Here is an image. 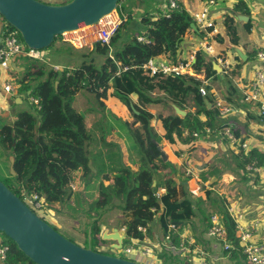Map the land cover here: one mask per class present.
<instances>
[{"label":"trees","instance_id":"trees-1","mask_svg":"<svg viewBox=\"0 0 264 264\" xmlns=\"http://www.w3.org/2000/svg\"><path fill=\"white\" fill-rule=\"evenodd\" d=\"M69 1L71 0L63 3ZM122 2L123 0H120L117 9ZM235 12L251 16L244 3L236 5ZM121 19L122 23L111 43L107 45L96 42L89 53L81 56V63L73 68L60 71L48 63L23 57L25 71L19 81L20 91L30 92V96L38 99L41 110L19 111L11 125L1 127L0 145L14 157L16 173L6 179L14 185L4 183L17 196L22 197L23 189L37 194L45 199L48 208L55 207L58 212H63L64 204L76 193L72 185L77 183L80 187L81 183H84L87 184L88 190H92L90 183L97 184L98 196L90 204L88 214L91 217V213L96 212L98 216L93 220L92 239L85 246L96 252L116 256L112 252L99 251L100 242L96 240L103 229V226H97V222H101L105 213L116 208L124 214V226L128 236L139 240L145 238L139 227L150 226L148 236L152 237V226L158 222L163 235H166L171 224L184 227L193 223L195 218L201 217L203 230L195 236L197 243L203 246L211 215L225 214L227 201L216 200L211 191L207 192L206 200L193 199L185 190L187 181L178 182L174 178L175 166L164 160L158 147L161 146L162 140L171 145L183 141L189 146L185 152L192 153L199 139L193 137V132L206 135V127L215 128V118L220 117L219 111L209 94L206 98L213 107L208 109L205 98L200 93L201 82L192 76H149L143 69L150 59L160 56H166L176 63L184 39L187 36L202 38L203 32L191 28L194 20L183 6L182 9L171 12L170 17L162 13L156 20H153L149 13L144 14L142 25L135 28L133 33H130L134 22L132 12L127 11V15L121 16ZM236 23L234 17L227 16L225 28L228 40L219 35L216 38L218 45L239 44ZM142 27L146 30L145 33H142ZM246 27L248 30L251 28V21ZM140 36H144L147 42H140ZM59 39L62 40V37H57L48 49H52ZM71 49L77 51L73 46ZM75 51L69 54V57H77ZM226 52L227 48L220 53L224 59ZM93 55L103 57V63L98 65ZM206 56L204 51L199 50L193 68L198 73L205 72L206 77L211 78L217 71ZM124 67L128 69L124 71ZM82 91L95 96L100 112L106 109L108 100L113 97L130 107L133 120L126 124V133L131 140V150L140 157L139 165L135 159H132V165L125 164L121 154L106 157L108 164H98L91 151L85 153V144L95 143V136L86 127L84 116L73 107L77 95ZM155 93L161 94L163 98H155ZM191 96L197 111L194 114L188 113L183 118L176 115L159 116L163 135L158 134L151 125L155 116L147 110V106L167 100L184 109ZM133 98H137V103ZM185 131H188V136L183 139ZM235 133L240 139L239 132ZM185 152L182 150L177 154L181 156ZM255 160L264 169V154L257 149L246 155L242 151L234 155L235 168L241 174L242 180L257 181L258 177L253 178L247 171V165ZM91 161L92 167L89 166ZM161 171H165V175L158 177ZM161 187L166 191L158 197L157 192ZM207 203L212 207L217 206L216 211L210 215L205 211ZM42 219L60 232L49 214L42 215ZM192 228L197 231L195 225ZM179 241L180 238L176 235L174 243L178 245ZM125 244L128 242L125 241ZM4 245L10 247L6 264H35L5 236L1 246ZM225 255L231 261H236V264L245 263L244 256L238 252ZM160 259L162 264H189L175 252L170 255L164 252L160 254Z\"/></svg>","mask_w":264,"mask_h":264},{"label":"crops","instance_id":"crops-1","mask_svg":"<svg viewBox=\"0 0 264 264\" xmlns=\"http://www.w3.org/2000/svg\"><path fill=\"white\" fill-rule=\"evenodd\" d=\"M66 1L68 0H58V2L55 3L63 4V2ZM205 1L206 0H180V3L183 8L191 14L192 12L200 10ZM218 2V5L213 9V15L216 18V22L219 26V35L228 40L226 35L225 20L227 19V16L234 17L237 22L235 26L237 27L240 38L239 44L237 46L228 44L220 46L216 42V38L219 35H212L208 37L207 34L203 33L202 38L187 36L182 43L178 61H186L189 59L194 53H197L200 50V45L204 42H207V44L213 46L218 58L224 59L220 53H223V51L227 48L226 59L232 64V71L229 75L220 72L219 66L221 67V65L216 62L213 57L205 53L207 55L206 58L212 61L214 70L217 71L216 75L208 78L207 90L209 92V97L214 99L215 103L218 101H224L225 103H228L234 107V111L229 114L227 118H215V120H217L216 126L220 127L222 125L226 126L227 123H234L237 127L236 132H239L240 135V143H246L249 145L250 150L257 149L264 154V118L261 116L260 109L256 104L245 103L243 101V92L250 89L252 82L255 80L254 68L258 63L256 59L257 51L264 47V0H219ZM123 3L124 7H126L128 11L132 12L134 16V22L130 28V33H133L135 28H138L142 25V13L144 14V11H149L150 15L153 16V20H156L160 14L164 13L166 6V0H123L122 4ZM240 3H244L245 6H247L251 12V16L235 12L236 5ZM239 16L247 17L248 21H246V19L244 21H240L238 19ZM250 21L251 28L248 30L246 25ZM5 27L6 22L0 16V46L2 45ZM145 32L146 30H144L142 27V33ZM61 46L65 45L61 44L59 47ZM76 50L77 52H75V54H77V57L74 56V58H65L66 61H76L73 63L71 68L77 66L82 61L81 56L83 54L80 52L81 49ZM238 52H240L241 56ZM93 57L96 59L100 58L97 55H93ZM155 59L161 62H171L166 56H160ZM102 63L103 61L101 64ZM215 64H218V66H215ZM59 70L63 71L64 69L61 68ZM24 71L25 61L21 56L16 58V60L12 63V68L10 71L0 72V129L3 125H11L19 110H35L30 104L32 98V96H30L31 93L20 91L19 81L22 79ZM7 80H12L14 84L19 85V88H17L16 91L10 95L6 94L2 87L3 83ZM154 96L155 98L159 99L163 98L161 94L155 93ZM112 100H116V108L114 109L116 112H114V114H116L117 118L121 122L117 123L114 119L108 118L104 124L96 121L93 128H91L90 125H86V127L91 130L94 135L96 134L95 142L97 148L96 152H93V154L94 156L96 154L95 158L97 159L98 164H108L106 157L111 158V156L116 153L114 155H122L123 162L125 164L128 163L127 165H132V159H135L139 162L137 164L139 165L140 159L137 153L131 152L129 149L128 150L130 153L125 150L127 145V141L124 140L127 129L126 124L130 122V118L132 117L131 109L128 105L122 103L120 100L114 97L110 98L107 104L109 105ZM133 100L137 103V98H133ZM207 106L208 109H211L213 104L210 103L207 104ZM178 109L186 112V115L188 113L194 114L197 111V107L194 103L193 96L189 98L184 109L177 107L175 104L168 102L167 100H164L158 104L147 106V110L150 111L154 116L156 115V111H158L159 116L168 117L176 115L183 118L184 116L178 114ZM95 126L98 127L95 128ZM156 132L160 134L158 129H156ZM114 135L118 136L119 143L120 140H124V149L118 147L116 151H110L114 150L113 147L117 145L112 139ZM187 136L188 131H185L183 139L187 138ZM195 146V150L189 154L185 152L189 149V146L183 141L179 142L177 145H171L168 141H164L160 146L162 150L166 152L167 160L170 161L173 166H175L176 171L174 178L178 182L187 181L185 182V185L188 186L187 193H189L192 198H195V195L198 194L200 190V184L203 185L214 182L212 184H218L216 186H219L222 181H224L226 182L224 183L225 185L228 184V186L231 185V187L235 188V192H231V194L227 196V202L231 201V199H234L240 204L242 208H251L252 210H257L264 205V169H262L263 171L259 173L258 181L242 180L241 174L235 168L234 155L237 154L236 151L231 149L227 141L222 139L216 133L213 135H200ZM182 150L185 153H182V155L179 156L177 152ZM126 156L129 157V162L125 160ZM13 159L14 157L11 155V152L6 151L3 148L0 149V173L5 179H8L11 175H13ZM164 175L165 171H161L158 177H163ZM192 185H194V188ZM255 185H257V187H255ZM162 188L163 187L160 189ZM227 198H225V200ZM243 199L246 201H242ZM204 200H206V198ZM248 202L252 203L253 205L255 202V205L249 206ZM53 209L56 208L53 207L50 209L52 214H49V216L55 223ZM105 229L103 228L102 231ZM148 237L152 242H158L156 239V234H153L152 237ZM3 243L4 236L0 233V246L3 245ZM211 244L213 249L212 252L214 253L213 258L217 259L218 261H222L224 259V255H221L220 251L218 252V250L215 249V243ZM191 248H193V246ZM161 251L162 250L160 249V252ZM207 251L208 253H206ZM165 253L170 255L173 252H167V249H165ZM178 253L180 254V258L182 260L186 259L189 264H202L203 262H205V264H209L206 260V256H211L210 250L204 251L201 248H198L193 253H188L185 255H182L180 252ZM160 254L162 253H158V255ZM192 256L193 258L190 259ZM226 258L228 257L226 256L224 260H227ZM147 261L150 263H160L156 255L150 257L147 259ZM0 264L6 263L0 260Z\"/></svg>","mask_w":264,"mask_h":264},{"label":"built area","instance_id":"built-area-1","mask_svg":"<svg viewBox=\"0 0 264 264\" xmlns=\"http://www.w3.org/2000/svg\"><path fill=\"white\" fill-rule=\"evenodd\" d=\"M40 1L47 4H56L55 2H58V0ZM218 1L219 0H206L200 10L190 14L197 28L207 34L208 37L220 34L219 26L213 15V9L218 5ZM180 9H182L180 0H166L163 14L170 17L171 12ZM121 23L122 19L117 9L111 15L103 18L98 24L88 29L64 35L62 41L72 45L75 49H83L87 45H93L94 42H102L109 45ZM138 40L140 42H147L144 36H140ZM200 50L213 57V59L221 65L224 74L229 75L231 73L232 64L227 59L218 58L212 45L207 44V42L201 43ZM21 56L42 63H49L50 60L47 49L38 50L27 47L20 38L18 32L11 30L6 23L2 45L0 46V72L10 71L12 63L16 58ZM195 59L196 53L186 61H178L176 63L161 62L154 58L150 59L143 66V69L149 76H155L157 74L165 76H192L194 79L201 82L200 93L206 98L209 94L207 90L208 78L205 72L198 73L193 68ZM256 59L258 63L254 68L255 80L252 82L250 89L243 92V101L245 103L256 104L260 109L261 116L264 117V47L257 51ZM54 68L59 70L58 67ZM127 69V67L123 68L124 71ZM2 87L4 92L10 95L19 88V85L14 84L12 80H7L3 83ZM30 104L35 110H41L38 99L32 97ZM216 107L219 111V116L222 118H227L229 114L234 111V107L224 101L216 102ZM236 130L237 127L234 123H227V125L223 127H206L205 134H218L222 139L227 141L230 148L235 150L237 154L242 151L246 155L251 150L248 144L240 143V139L235 133ZM200 135L199 132H193L194 138H199ZM262 169L263 168L258 165L257 160L247 165V171L251 173L253 178L258 177L259 173L263 171ZM72 188L74 190L76 189L74 185H72ZM165 191V188H162L157 192V196L160 197ZM19 197L40 217L44 214H51L50 209L52 208H48L45 199L40 198L37 194H32L28 190L23 189L22 197ZM149 227L150 226L138 228L145 236L143 240L129 237L125 227L120 230L126 234V241L128 244L124 242L123 248L118 250L115 255L121 258L127 257L126 259H131L139 263L146 262V264H157L156 262L150 263L147 261V259L152 256L156 255L158 257V253H160L161 249L159 242H152L147 236ZM176 235L180 238L178 245L174 243V237ZM204 238L211 252L213 251L211 243H215L216 245H214V247L218 252L222 250L228 254L238 252L244 256L246 264H264V205L257 210H252L251 208H242L236 200L229 201L226 205L225 214L214 213L211 215ZM162 240L165 246L174 248L172 250H177L182 255L193 253L195 251V245L197 244L196 236L192 234L191 230H187L186 232L185 227H178L174 224L169 226V230L166 235H163ZM192 246L193 248H190ZM9 251L10 247L8 245L0 246V260L2 262L6 263ZM144 259L146 260L140 262V260ZM202 264H205V262Z\"/></svg>","mask_w":264,"mask_h":264},{"label":"water","instance_id":"water-1","mask_svg":"<svg viewBox=\"0 0 264 264\" xmlns=\"http://www.w3.org/2000/svg\"><path fill=\"white\" fill-rule=\"evenodd\" d=\"M119 2L120 0H71L63 4H47L40 0H0V16L20 34L27 47L43 50L50 48L57 37L98 24L117 10ZM238 19L248 21L244 16H239ZM191 28L198 31L195 23ZM219 70L222 72L220 66ZM205 103L210 104L207 98ZM178 114L186 116V112L181 110ZM87 144L84 148L86 154ZM158 148L167 161L166 152L160 146ZM12 162L14 165L15 159ZM91 164L89 162L90 167ZM185 190L188 192L187 185ZM0 233L12 240L35 264H143L96 252L72 242L37 215L1 180ZM101 238L103 241L114 242L110 246L114 254L123 248L127 239L126 234L119 229L111 232L108 228Z\"/></svg>","mask_w":264,"mask_h":264},{"label":"rangeland","instance_id":"rangeland-1","mask_svg":"<svg viewBox=\"0 0 264 264\" xmlns=\"http://www.w3.org/2000/svg\"><path fill=\"white\" fill-rule=\"evenodd\" d=\"M57 4H59V3H57ZM127 11H128V9L126 7H124V3L119 5L118 12L120 14V17L126 16ZM146 13L150 14V12L147 10L144 11V14H146ZM144 14L142 13V17L144 16ZM61 44L65 45V46L59 47ZM66 44H64V42H62V40L59 39V40H57V42L55 43V45L52 49H47L48 52L50 51L49 52L50 62L48 63L49 66L58 67L59 69L71 68L73 66V63L76 61H66L65 58L66 57L71 58V57H69V54H72L73 51H75V50L71 49L72 48L71 45H69L68 43H66ZM92 46L93 45L85 46L83 49H81V51H80V52H82L81 54L89 53L91 51ZM75 52H77V51H75ZM75 55H77V54H75ZM99 57H100L99 59H95V60H96L98 65H101V62L104 61V58L101 56H99ZM156 94H158V93H156ZM115 102H116V100H112L109 103V105L107 104L106 109L103 112H100V108L98 106V102H97L95 96L92 95L91 93L87 92V91H82L80 94L77 95V99L73 103V107L79 114L84 116L85 121H86V125H90L91 128H93L96 121L104 124V122L108 118L114 119L117 123L121 122L117 118L116 114H114V112H116V110H114L116 108ZM26 106H27V104H26ZM19 111H22V110H19ZM158 113L159 112L156 111L155 118L151 121V125L153 126L155 131H156V129H158V132L160 133V135H163V131H161L160 123H159V120L157 118L159 116ZM132 120H133V118L131 117L130 122ZM97 127L98 126H95V128H97ZM94 136L96 137V134ZM112 139L114 140L115 144H117V145H115L113 147L114 150H110V151H116L118 149V147L121 149H124V145H123L124 142L123 141L126 140L127 145L125 147V150L128 151L129 153H130V151L134 152L131 150V140L127 136L126 132H125L124 140L123 141L120 140V143H119V139H118L117 135H114L112 137ZM164 141H166V140H162V142H164ZM87 148H88V151H91L92 153L96 152V148H97L96 142L91 144V145L87 144ZM0 149H2L1 145H0ZM114 154H116V153H114ZM95 156H96V154H95ZM139 159H140V157H139ZM125 160H127L129 162V157L126 156ZM91 167H92V164H91ZM0 180L5 182V183H8L9 186L14 185L12 181H8L5 178H3L1 173H0ZM256 180L258 181V179H256ZM212 183H214V182H212ZM212 183H207V184H203V185L200 184L199 185L200 190L198 189L199 192L197 195H195V198H193V199H199V197L207 199V192L211 191L213 194V198H217L216 200H218V201H222V200L225 201V198H227V196L229 194H231V192H235L234 191L235 188L231 187V185L228 186V184L225 185L224 183H226V182H224V181H222V183L219 186H216L218 184H212ZM75 186H76V189L74 190V192H76V193H73L72 198L64 204L63 212H58V210L53 209V211H54L53 217L55 218V225L59 228L61 234H63L67 238L72 239L78 245L85 247L88 245V241H90V239H92L91 231H92L93 223H94L93 220H95V218H97V216H98V214L96 216V212H92L91 217L88 214V212L90 210V204L98 196L97 184L90 183V186H92V190H88L87 184H84V183H81L80 187H78L77 183H75ZM192 187L194 188V185H192ZM255 187H257V185H255ZM195 188H197V187H195ZM160 190L161 189H159V191ZM77 194H79V196ZM227 200H228V198L226 199V201ZM231 201H235V200L231 199ZM242 201H246V200L243 199ZM248 204H249V206H254L255 202H254V205L250 202H248ZM216 207L217 206L212 207V205L207 203L205 206V211L207 212L208 215H210L211 213H214L216 211V209H215ZM201 220H202L201 217H197L194 219L193 223H189L184 227L188 231L191 230L193 235H199L200 232L203 230ZM100 225L103 226L104 229L108 228L111 232L114 229L121 230L122 228H124V214H123V212L116 208V209L112 210L111 212L105 213L101 222H97V226H100ZM193 225H195L197 228L196 232L192 228ZM103 232H104V230L101 232V234L97 235V237H96L97 238L96 240L98 242H100L99 243L100 247H98V250L102 251L104 253H111V252L113 253L110 246L114 242L113 241H103L101 238ZM151 233L157 235L156 239L158 240V242L160 244V248L163 251V252L161 251L160 253H164L165 249H167L168 247L165 246L163 243V240H162V238H163L162 234L163 233H162V230H161L158 222L152 226ZM201 241H202V238H201ZM203 241H205V240H203ZM198 248H201L202 250L206 251L209 249V246L206 242H205V244H203V246L197 243L195 245L194 250H197ZM172 249H174V248H168L167 252H175L178 254L179 251L172 250ZM222 251H220V254L224 255V259H225V257L227 256V255H225L226 252L225 251L222 252ZM213 257H214L213 252H211V256H206V260L208 261L209 264H236V261H231L229 258H226L227 260L223 259L222 261H224V262H222V261H218L217 259H214ZM125 258H127V257H125ZM192 258H193V256L190 259H192ZM158 259H159L160 263L162 264V261L160 259V255L158 256ZM143 261H145V260H140V262H143ZM143 264H146V262H144ZM243 264H246V263H243Z\"/></svg>","mask_w":264,"mask_h":264},{"label":"bare ground","instance_id":"bare-ground-1","mask_svg":"<svg viewBox=\"0 0 264 264\" xmlns=\"http://www.w3.org/2000/svg\"><path fill=\"white\" fill-rule=\"evenodd\" d=\"M85 29H87V28H85ZM81 31V30H80Z\"/></svg>","mask_w":264,"mask_h":264},{"label":"clouds","instance_id":"clouds-1","mask_svg":"<svg viewBox=\"0 0 264 264\" xmlns=\"http://www.w3.org/2000/svg\"><path fill=\"white\" fill-rule=\"evenodd\" d=\"M190 14V13H189Z\"/></svg>","mask_w":264,"mask_h":264}]
</instances>
